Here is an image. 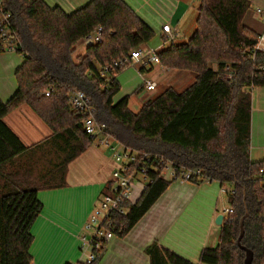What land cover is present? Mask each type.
<instances>
[{"label":"trees","instance_id":"16d2710c","mask_svg":"<svg viewBox=\"0 0 264 264\" xmlns=\"http://www.w3.org/2000/svg\"><path fill=\"white\" fill-rule=\"evenodd\" d=\"M0 10L10 16L14 51L22 57L14 73L17 89L7 102H0V264H32L31 229L42 211L38 192L62 188L68 165L94 143L84 132L83 117L67 106L74 90L89 97L95 120L105 125L112 141L178 168L198 169L210 183L231 186L232 213L221 225L218 244L202 250L200 264H243L245 254L237 239L245 212L241 246L252 252V264H264V161L250 159L247 90L264 87V53L252 52L258 35L243 25L249 2L201 0L191 37L183 43L167 44L164 39L156 51L162 68L191 72L194 83L182 92L165 89L137 113L128 110L127 96L114 102L120 91L116 76L124 68L101 76L104 67L154 38L123 1L91 0L66 14L43 0H0ZM97 28L102 29L101 42L74 56L75 46ZM50 87L53 92L46 98L43 93ZM22 107L43 123L50 139L68 148L58 149L63 157L48 172L35 171L33 162L49 153L50 139L25 146L4 123ZM149 176L152 183L128 212L110 218L115 236L124 237L172 182L163 180L161 170ZM104 244L90 264L100 261ZM145 254L149 264H192L157 242Z\"/></svg>","mask_w":264,"mask_h":264},{"label":"crops","instance_id":"0c3cea01","mask_svg":"<svg viewBox=\"0 0 264 264\" xmlns=\"http://www.w3.org/2000/svg\"><path fill=\"white\" fill-rule=\"evenodd\" d=\"M90 1L43 0L49 8L58 7L66 14L73 13ZM121 1L150 27L154 32V38L159 41L156 46L151 45L152 42L143 46L147 50L143 53L148 55L164 46L166 34L162 32V27L165 25L171 27L176 38H185L179 28L187 17L192 20L193 15L190 14L193 6H196L197 16L201 0ZM246 1L250 3V10L243 19V25L259 38L264 32V25L256 18L254 10L258 7L264 9V3L261 0ZM13 52L0 53V102L3 103L7 102L17 89L14 73L21 65L22 59ZM155 66L157 80L164 76V81L171 78L173 84L178 86L191 80L184 75L191 72L167 70L159 64H152L148 68L154 69ZM143 68H140L143 70L138 73V79L143 81L142 88L144 89L145 81L153 82L157 87L155 81L144 78L142 73L147 71V67ZM123 76H118L117 81L119 82ZM122 80L126 82L128 77L124 76ZM194 81L193 74L186 89ZM247 90L251 94L250 159L254 162L264 161V87ZM4 123L25 146H32L50 134L27 107L8 114L4 118ZM114 166L109 149L93 143L68 165L64 178L65 185L62 188L38 192L37 197L42 204V211L31 229L32 264H71L84 260L80 238L83 236L91 238V232H86L84 226L97 200L107 191L106 186L110 182ZM224 188L217 182L200 185L171 182L167 190L124 237L114 236L105 241L103 256L97 264H149L145 249L154 242L192 264H200L202 250L218 244L221 226L215 225L216 217L222 214L224 221L226 219L224 210L230 208L228 190L225 189L224 192Z\"/></svg>","mask_w":264,"mask_h":264},{"label":"built area","instance_id":"2783aa9c","mask_svg":"<svg viewBox=\"0 0 264 264\" xmlns=\"http://www.w3.org/2000/svg\"><path fill=\"white\" fill-rule=\"evenodd\" d=\"M261 1L264 3V0ZM254 15L264 25V9L260 7L256 8ZM9 18L8 14H4L0 10V41L5 51L13 52L14 44L10 37ZM162 32L166 34V43L174 42L177 39L169 25L163 26ZM101 40L102 29L97 28L91 35L85 37L82 42L88 47L100 43ZM252 52L264 53V32L259 36L258 42ZM152 64H159L156 52L152 51L146 55L140 48H137L128 57L114 61L110 66L104 67L101 76H105L109 71L129 66H132L139 73L140 68L138 65L149 67ZM155 88V83L144 82V90L146 92H152ZM52 92L53 88L50 87L43 93V96L47 98ZM67 106L83 117L82 126L85 134L94 143H98L109 149L110 156L115 165L110 176V182L106 186L107 191L101 195L99 206L93 211L84 226L86 232H91V238L87 239V236L80 238L85 258L82 262L71 264H90L95 261L94 252L101 248L102 242L108 241L115 236L112 231L110 218L113 215H125L128 212L129 206L136 203L146 186L152 183V179L149 176L150 171L159 172L161 170V177L168 182L209 183L208 179L204 178L202 172L198 169L178 168L164 159L145 153L132 152L112 141L106 132L105 125L95 120V109L84 92L80 90L71 91L68 96ZM260 174L264 176V169L260 171ZM231 213V208L224 210L225 215Z\"/></svg>","mask_w":264,"mask_h":264},{"label":"rangeland","instance_id":"374dc122","mask_svg":"<svg viewBox=\"0 0 264 264\" xmlns=\"http://www.w3.org/2000/svg\"><path fill=\"white\" fill-rule=\"evenodd\" d=\"M191 10H192V12L195 13V16H194V13L191 12L190 15H193L192 20L190 21L189 17H187L184 20V22H182L181 27L179 28L180 32L185 36V38L177 37V39L174 41L175 43L186 42L191 37V35L193 34V32L195 30V27H196V25H195L196 24L195 23V21H196V6L195 7L193 6L191 8ZM188 23H190L189 27H187ZM150 42H152L151 45H153V46H156L159 43V41H156L155 38H152V40ZM84 50H85V45L81 41L75 46L74 56L84 54ZM141 50L144 51V53L147 51L145 47H141ZM13 53L15 54V52H13ZM19 58L22 59L21 56ZM208 65L211 67L214 66L213 64H208ZM213 68H215V66ZM146 69H147V71L145 73H142V74H144V78L148 79L150 81H155L157 84V87L152 92L144 91V89L142 88L143 81L140 80V78L138 79V72L132 66L125 67L116 76V78H117L120 75H124L125 77H128V80L126 82H123V80H122L124 77L123 76L120 79V81L118 82L120 85V91L114 97V102H117V101H119L122 98L127 96L129 98L128 110L131 111L132 113L138 112L140 110L141 106L147 100L155 98L156 96L161 94L168 87L173 88L177 92H181V91L185 90L187 87L186 86L187 83L190 84V81L193 78V74L184 73V75L187 76V79H191V80L186 81L182 86H178L176 84H173L171 78H168L167 81H164L165 80V79H163L164 76H161L160 79L157 80V74H156L157 66H155L154 69H150L148 67ZM228 77L229 76H227V78ZM123 83H124V85H123ZM174 83H176V82H174ZM141 88H142V90L139 91ZM47 138L50 139L49 136ZM47 138H45V139H47ZM42 141L43 140H41L40 142H42ZM40 142H38V143H40ZM49 142H50V144L47 145V146H49L48 147L49 153L47 155L39 154L35 157L34 162L32 161L36 167L35 171H37V172H48L54 166L53 164L57 161V158L63 157V154L59 151L60 150L59 148H65L66 150H68V148L63 147L64 144H62L60 141H53L52 139H50ZM38 143H36V144H38ZM67 153H68V151H67ZM224 187L228 191H231L230 185L226 184V185H224ZM221 205H223L222 202H221ZM98 206H99V200H97L96 205L92 208V211L90 212L89 217Z\"/></svg>","mask_w":264,"mask_h":264},{"label":"water","instance_id":"95a60500","mask_svg":"<svg viewBox=\"0 0 264 264\" xmlns=\"http://www.w3.org/2000/svg\"><path fill=\"white\" fill-rule=\"evenodd\" d=\"M247 216V212H245V215L240 219L239 221V228H240V234H239V237L237 239V245L239 246V248L244 252V261H243V264H252V261H253V254L250 250L244 248L241 246V240H242V237L244 235V230H243V223H244V219L245 217ZM223 219H224V216L221 214V215H218L215 219V225L217 226H221L222 222H223Z\"/></svg>","mask_w":264,"mask_h":264},{"label":"bare ground","instance_id":"6f19581e","mask_svg":"<svg viewBox=\"0 0 264 264\" xmlns=\"http://www.w3.org/2000/svg\"><path fill=\"white\" fill-rule=\"evenodd\" d=\"M166 39V38H165ZM86 47V46H85ZM140 68H143V67H140ZM142 70V69H141ZM141 70H140V72L139 73H141Z\"/></svg>","mask_w":264,"mask_h":264}]
</instances>
